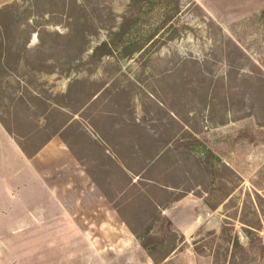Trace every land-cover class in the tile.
Masks as SVG:
<instances>
[{
    "label": "rangeland",
    "instance_id": "obj_1",
    "mask_svg": "<svg viewBox=\"0 0 264 264\" xmlns=\"http://www.w3.org/2000/svg\"><path fill=\"white\" fill-rule=\"evenodd\" d=\"M30 3L0 0V117L29 151L50 139L80 180L60 196L63 241L27 228L0 241V264H264V0H40L47 29L66 33L73 7L89 33L76 61L42 67L12 56L39 42ZM3 129L0 173L48 204Z\"/></svg>",
    "mask_w": 264,
    "mask_h": 264
},
{
    "label": "crops",
    "instance_id": "obj_2",
    "mask_svg": "<svg viewBox=\"0 0 264 264\" xmlns=\"http://www.w3.org/2000/svg\"><path fill=\"white\" fill-rule=\"evenodd\" d=\"M2 131L4 140L11 145L17 158L31 171L32 177L36 178L47 189L48 202L52 205L49 203H43L42 205L29 204L36 200L34 191L27 194V196L25 195L23 200L18 191L12 187V177H15L16 172L13 174L1 172L0 177H4L5 181L3 180L4 183L2 184L0 178V199L7 198L9 203L3 207L0 205V218L2 221L0 241L12 235L14 237L12 241L17 242L18 238L21 237L20 234L17 235L18 232L33 227H40L42 230L48 227L58 228L57 230L60 233H57L55 241H63L60 237H63L64 228L72 227V224L69 223L66 216L67 211L60 196L67 193L75 195L74 185L75 182L78 184L80 180V171L52 142L47 143L33 158H28L9 133L4 129ZM42 153L44 154V160L40 161ZM47 168L49 171H47ZM3 224L7 226L6 230L3 229ZM7 228H10V234H4L8 231ZM47 237H49V234H47ZM45 241H50V239L46 238Z\"/></svg>",
    "mask_w": 264,
    "mask_h": 264
},
{
    "label": "trees",
    "instance_id": "obj_3",
    "mask_svg": "<svg viewBox=\"0 0 264 264\" xmlns=\"http://www.w3.org/2000/svg\"><path fill=\"white\" fill-rule=\"evenodd\" d=\"M39 5H40V0H32V3H30L29 5V9H30L29 13L33 16V18H31L30 23L29 21L26 22V27H27L26 33H27V37H29L28 44L30 43V38L33 33H37V37L39 41L38 44L33 47L25 46L23 49L19 47L16 48L15 50L12 49V56L13 54L17 55L21 59L30 61V64L37 65L39 67H42L43 65L45 66L46 64H48V62L51 61L53 62L61 61L62 58L65 59L64 61H66L68 64L73 63V61H76V59H78V55L80 54V52L82 53L84 49V48L78 49V47L83 45L84 41L88 40L87 38L89 33L86 32L84 22L83 21L81 22V18L77 14H74L73 7H70L71 9L70 14H68L66 18L68 31L66 33L51 31L47 29V27L40 22V19H42L43 14L37 13V9L40 8ZM16 7L18 8L17 3L12 5V8L16 9ZM35 8H36V12H35ZM124 24H121L119 26L120 33L119 31L113 33L119 36L121 39L123 38V35L126 32L124 29ZM13 25L14 24L12 22V31L16 27V25L15 27H13ZM5 27H6L5 24H3L0 21V28H5ZM17 27H20V25L18 26L17 24ZM111 50L112 49L110 43L103 42L99 47L97 46L95 48L93 56L98 55L97 52H99V55L104 56L106 54H109ZM10 54H11L10 49L6 48V50L3 49V51H1L0 55L1 57L3 56L4 58L8 59L10 57ZM20 58H18V60H20ZM177 117L179 116L177 115ZM0 122L2 123V125L4 126L7 132L13 134V131H11L9 126H7V124L4 122L3 118L1 117H0ZM49 140L50 139H48L46 142L43 143V145L37 147L33 151H29L19 142L18 144L21 147L22 151L25 153V155L31 158L36 153H38L40 149H42V147L49 142ZM157 142L158 140L155 139L154 141L151 142V145H156ZM171 142H173V140H171ZM174 150H175L174 148L168 147L161 156L167 157V159L173 158V156L177 157L175 154H173ZM152 161L154 162V160ZM175 162H178V160H176ZM159 185L160 184L154 182L153 186L155 188L156 187L160 188ZM163 189L165 188L162 187L161 185L160 190ZM157 244L162 245L164 244V242L160 241ZM175 249H176L175 244H173L172 248L168 250L167 255L171 254Z\"/></svg>",
    "mask_w": 264,
    "mask_h": 264
}]
</instances>
